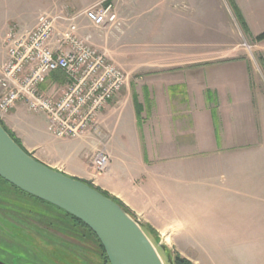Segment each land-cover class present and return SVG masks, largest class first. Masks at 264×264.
I'll list each match as a JSON object with an SVG mask.
<instances>
[{
	"label": "crops",
	"instance_id": "1",
	"mask_svg": "<svg viewBox=\"0 0 264 264\" xmlns=\"http://www.w3.org/2000/svg\"><path fill=\"white\" fill-rule=\"evenodd\" d=\"M99 1L0 0V49H4L5 33L12 28L26 31L33 28L41 14L77 13ZM212 1L216 2L217 10L222 12L219 15L228 23L231 16L228 0ZM231 1L246 20L249 30L258 34L250 28L248 17L261 14L264 7L258 2L264 5V0ZM112 5L115 25L96 29L81 19V34L89 36L91 44L109 57L107 48L95 35L102 43L109 39V32L117 37L122 35L120 39L129 45L126 47V66H138L139 62L145 66H157V69L138 78L141 81L140 94L131 92L125 85L117 100L109 103L102 114V118L108 119L110 165L107 172L99 176L101 191L120 201L142 225L151 228L164 241H177L178 238H174L177 232L184 236L191 234L192 238L188 239L193 240L223 239L214 238L218 234L211 232L210 228L213 224L221 226L223 222L228 226L229 234L235 231L231 228H238V240L263 243V200L254 197L258 204L253 206H258L254 210L258 213L256 217L248 218L249 214L245 219H232L222 204L221 187L213 188L209 182L212 171L203 166L210 161L211 154L217 155L216 162L221 163L223 150L227 152L229 145L245 144V135H238L245 130L246 117L241 107L246 102L241 105L237 99L240 94L237 80L229 76L211 78L205 73L213 65H240L247 75L236 78H241V86L247 87L249 74L244 61L212 62L207 59L217 53L214 51H225L221 56L228 57V46L221 50L223 47L198 48L190 40L182 43V35L196 32L197 16L213 13L214 6L208 0H112ZM134 39L143 41L141 46L148 45L147 58L141 54V60L137 61V53L131 45L136 43ZM261 44L263 46L264 41ZM2 54L0 67L6 59V50ZM198 55L203 57L198 58ZM64 85L65 79L60 74H53L40 85V90L48 93L47 88L51 87L57 89L54 94L59 95ZM126 109L131 110L127 127L121 123ZM35 115L29 113L24 104L18 103L1 119V123L40 163L81 181L91 176L85 158L95 149V137L98 136L91 135L94 137L81 141L59 140L47 131L45 117ZM102 128L99 125L101 132L104 131ZM213 191L216 193L214 197ZM223 209L225 214L217 212ZM212 219L218 222L213 223ZM202 225L208 228H200ZM70 253L61 252L64 258H60L68 264H93V261L90 263Z\"/></svg>",
	"mask_w": 264,
	"mask_h": 264
},
{
	"label": "rangeland",
	"instance_id": "2",
	"mask_svg": "<svg viewBox=\"0 0 264 264\" xmlns=\"http://www.w3.org/2000/svg\"><path fill=\"white\" fill-rule=\"evenodd\" d=\"M208 1L212 4V6H214L212 10L213 13L202 16L198 15L196 19V22L198 23L196 32L182 35V43L190 40L192 43L195 42L198 48L209 46L219 48L223 47L221 50H226L224 47L228 46L230 54L228 57L221 56V53L225 51H214L217 53H213L212 56L209 57L206 55L205 57H208L207 59L212 62H227L233 60L244 61L247 73L249 74V83L247 84V87H244V84L241 86V78H236L237 76L240 77L247 75L246 72L240 68V65H213L208 72L205 71L206 75L211 78H221L222 76L235 77L234 79L237 80L236 84H238V92L240 93L237 99H240L241 105L244 101L246 102L243 105L244 107H241V111L245 114L246 118L244 123L245 130H243L242 133L240 132L238 135H245V144L239 146L229 145L227 152L223 150L222 156L224 159L222 158V161H220L221 163L216 162L218 161L217 155H209L210 161L203 163V166L208 167L210 172L212 171L209 176V182H211L213 188L221 187L223 191V198L221 200L222 204L225 208H227V212L228 214H231L232 219H245V217L249 214H251V216L248 218H253L258 214L254 212L255 208L257 209L258 207H253L254 205H258L256 204L254 197L257 196L259 200L261 198V201L263 200L264 202V55L262 54L264 44L262 46V41H254V38L264 31V10L261 11L259 16L248 15L250 28L253 32L258 33L253 34L249 30L247 22L244 19L243 20L247 26L248 33L243 30L241 24L235 17L229 2L228 5L230 7L231 16L229 17V22L226 23V18L219 15L222 14V12L217 10L216 2H211V0ZM258 4L264 7L262 2H258ZM249 12L252 13L251 11ZM108 32L109 31L107 30V33ZM111 33L112 32H109V39L105 43H102L101 38L98 36L95 35V37L98 39V42L100 41L99 43L103 44L107 48L110 55V57L107 56L108 60L120 67L126 74V85H128L129 90L134 93L135 91H138L140 94L141 81L138 78L150 75L153 70L157 69V66H145L144 64L141 65L139 62L138 66H126L125 58L126 55H128L126 47H129V45L124 43L125 41L123 39H120L122 35H118L117 37L116 35H110ZM6 37L7 33H5L3 39L4 49H0V61L2 59L1 56L3 55L2 53L6 50ZM138 37L139 35L137 38ZM134 41H136V43L129 44L134 47L132 49H135L133 51L137 53V61L141 60L139 59L142 57L141 54L143 57L145 56L147 58L148 50L146 48L148 45L141 46V42L143 41H137V39H134ZM96 48L101 51L100 48ZM200 57L202 58L203 56L198 55V58ZM123 89L112 102L117 100ZM47 90L50 94L57 92L55 91L57 89H51V87H49V89L47 88ZM107 106L105 108H108ZM104 110L99 113L97 118L99 123L98 127L99 125L100 128L103 127L102 129L104 131L102 130L103 132H101L99 130V134L97 135L98 137H95L97 139L94 145L95 149L93 152H90L88 157L85 158L88 164V170L91 172V176L83 178L85 182L92 184V186L98 189L102 187L99 177L101 174L95 173L91 169L89 160L90 157L98 150L104 148L107 151L108 148L109 135L106 130L108 127V119L102 118ZM35 117H39V115L36 114ZM121 119L122 125H126L127 127L131 121V110H124ZM111 124H113V119ZM90 137L94 136H89L88 138ZM131 139L132 138L129 137V141H131ZM106 172L107 171L102 174H105ZM220 174L222 181L220 180ZM214 196H216L215 191H213V197ZM23 199H26L29 203V208H26L38 214V210L34 206H31V204H33L32 200H30L27 196L13 190L10 187L0 185V264H18L16 258L13 259L12 257L14 255L13 252H17L16 254L18 255L22 253L20 255L19 264H37L33 256L36 253V249H40L37 247V242L47 244V249L52 253H55L56 248H59L56 243L45 241V238L41 235L38 236V238L33 232L31 235L30 232H26L27 235L21 237V233L17 229L20 222L23 223L24 220L26 221L29 219L30 223L34 226H38L37 222L44 219L39 216L33 217V213L31 215L28 214V216L26 213L29 212L25 209H21V207H24V205L20 204ZM45 209L41 212L44 214L48 213L46 215L58 213L56 210L50 209L49 207H45ZM217 212H223L225 214L224 209L222 211L217 210ZM212 221L213 223L218 222L217 219H212ZM222 224L223 225L221 226L215 224L211 225V232L218 234L214 238H223L215 239L213 241H204L203 238L200 240L188 239L192 238L191 234L189 236H184L181 235L180 232H177L176 235H174V238H178L177 241H164L161 237L159 238L151 228L146 225L144 226L148 229L149 233L147 232V236L156 247V250L164 264H173L172 260H174L176 256H179L182 260L188 261L190 264H264V242L240 241L237 239L238 237L240 238L237 227L231 228L232 230L235 229V231L233 234H229L228 226L223 222ZM201 227L203 229L206 226L202 225L200 228ZM206 228H208V226ZM221 233L224 235L220 236ZM225 233H228V235ZM48 234L50 237L55 238H59L61 236L57 230H50ZM67 240H69V242L74 246L67 249L69 252L73 251V254H78L80 251V253L83 254L80 248L81 245L80 247L78 246L80 248L79 249L75 247L76 243H74L73 240L69 238ZM30 246L33 249L31 250L32 252L29 249ZM90 248L91 250L93 249L92 246H90ZM97 248L98 247L95 245L94 249ZM22 251H25L26 254ZM166 253L169 255L171 262H169L166 258ZM27 255L32 257V259L28 260ZM58 255L64 258L62 254L60 255V252ZM47 256L48 255L45 254L39 258V261H37L40 264H56L51 263V260L46 258ZM94 256L95 257H92V261L95 262L94 264H104L102 262V258L100 259L97 255ZM14 257L19 256L16 255ZM57 259L61 260V258ZM64 264L68 263L65 262Z\"/></svg>",
	"mask_w": 264,
	"mask_h": 264
},
{
	"label": "built area",
	"instance_id": "3",
	"mask_svg": "<svg viewBox=\"0 0 264 264\" xmlns=\"http://www.w3.org/2000/svg\"><path fill=\"white\" fill-rule=\"evenodd\" d=\"M81 19L96 29L115 25L112 0L72 14L44 13L29 30H9L0 67V119L22 103L29 113L45 117L47 131L56 139L77 141L99 134L98 115L125 87L127 77L81 34ZM53 74L65 79L59 95L40 90ZM89 161L102 174L110 157L103 148Z\"/></svg>",
	"mask_w": 264,
	"mask_h": 264
},
{
	"label": "water",
	"instance_id": "4",
	"mask_svg": "<svg viewBox=\"0 0 264 264\" xmlns=\"http://www.w3.org/2000/svg\"><path fill=\"white\" fill-rule=\"evenodd\" d=\"M0 178L80 221L96 236L109 264H164L135 217L96 188L34 159L1 123Z\"/></svg>",
	"mask_w": 264,
	"mask_h": 264
},
{
	"label": "trees",
	"instance_id": "5",
	"mask_svg": "<svg viewBox=\"0 0 264 264\" xmlns=\"http://www.w3.org/2000/svg\"><path fill=\"white\" fill-rule=\"evenodd\" d=\"M228 2H229L230 6H231V8L233 10V13H234L235 17L237 18V20L241 24L243 30H245L248 33L247 26H246L241 14H240L238 8L235 6V4L231 0H228ZM263 40H264V31L262 33H260L257 37L254 38L255 42L256 41L257 42H261ZM0 123H1V121H0ZM4 129H5V127H4ZM9 135L14 139V141L16 143L19 144V142L13 137V135H11L10 133H9ZM83 182L88 184V185H90V186H92V184H89L88 182H85V181H83ZM0 185H3L5 187H10V188H12L15 191H18L19 193L24 194L30 200H32L34 205L31 204V206H34L38 210V214L34 213V212H32L31 210L28 209L29 208V203H28V201L26 199L21 200L20 204L24 205V207H21V209H25L26 211H28L29 213H26L27 215L28 214L31 215L33 213L34 214V215H32L33 217L39 216V217H43L44 218L43 220H41L43 223L41 221L37 222L38 226H34L32 223H30L29 219H27L26 221L24 220L23 223L20 222L19 223L20 227L18 226L17 229L20 231L21 237L24 236V235H27L26 232H30V235L35 233L36 237L41 235L43 238H45L44 239L45 241H49L50 243L51 242L52 243H56L59 246V248H63V249L56 248V251H55L56 253H52L51 251H49L47 249V246H46L47 244H44V243H41V242H37V247L40 248V249H36L37 253L34 254L35 255V259L34 260L37 262V264H40L38 262L39 258L41 256L45 255V254L48 255L46 258H49L50 256L53 258V259L49 258L51 260V263H57V261H59L58 264H61V263L64 264L66 262L64 259L61 258V260L60 259L58 260L57 258H60L58 253L61 250H62L61 252L64 254L65 251H68L67 249L69 247H71V246L74 247L69 242V240H67L68 238L73 240L74 243H76L75 247L79 248L80 245H81L80 248H81L83 254L80 253V251L78 252V254H73V251H71V253L69 252L74 257H78V258L82 257L83 260L92 263V257H95L94 255H97V256H99L100 259L102 258V262L104 264H109L108 259L106 257V254L104 252V249H103L102 245L100 244V242L98 241V239L96 238V236L85 225H83L80 221H78L77 219L71 217L70 215L66 214L65 212L57 209L56 207H54V206H52L50 204L42 202V201H40V200H38V199H36L34 197H31V196L19 191L18 189L12 187L10 184L5 182L1 178H0ZM92 187H94V186H92ZM96 189L98 191H100L102 194H104L105 196H107V197L111 198L112 200H114L119 205H121L132 217H134V215L131 213V211H129L120 201H118L117 199L109 196L106 192L101 191L98 188H96ZM26 207H28V208H26ZM45 207H49L50 209H54L58 213H53L52 215H46L48 213L44 214V213L41 212L43 209H45ZM11 228L14 229L13 227H11ZM50 230H57L59 232V234H61V238L50 237L49 234H48V232H50ZM146 230L149 233L147 228H146ZM43 231H44V233H43ZM30 235H29V238H30ZM94 244L98 247L97 249H94V246H95ZM90 246H92V248H93L92 250H91ZM9 249H11V248H9ZM29 249H30V251L33 250L31 246H30ZM19 250H21V249H19ZM22 252H24V254H26L25 251H22ZM61 252H60V255H61ZM13 253H14V255L12 256L13 259L16 258V260L18 261V264H19L20 255L22 253L19 252L20 255L16 254L17 252H13ZM16 255L19 256V257H14ZM165 255H166V258L169 260V262H171L170 261L171 259H170L169 255L167 253ZM30 259H32V257L28 256V260H30ZM94 263L95 262H93V264ZM172 263L173 264H190L188 261L180 259L179 256H176V258L174 260H172Z\"/></svg>",
	"mask_w": 264,
	"mask_h": 264
}]
</instances>
